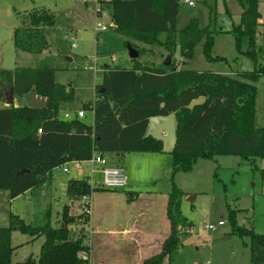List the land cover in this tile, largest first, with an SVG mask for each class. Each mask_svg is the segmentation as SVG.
Returning a JSON list of instances; mask_svg holds the SVG:
<instances>
[{"label": "trees", "instance_id": "obj_1", "mask_svg": "<svg viewBox=\"0 0 264 264\" xmlns=\"http://www.w3.org/2000/svg\"><path fill=\"white\" fill-rule=\"evenodd\" d=\"M237 2L242 9L240 22L227 32L233 35L237 52L249 58L254 67L233 75L140 60L147 49L139 48L137 42L169 52L178 49L187 59L194 57L195 48L203 42L202 52L208 61H226L223 56L213 55L218 30L201 27L196 18L177 29L179 0L101 1L111 6L112 27L132 39L130 45L138 57L132 59L131 67L102 68L94 101L82 107L94 113L92 124L79 117L60 116L61 104L73 101L75 94L73 88L56 81L59 68L49 64L51 57L40 60L35 67L0 69V99L8 101L9 90L14 88L19 96L33 92L49 100L45 109L14 105L0 108V190L8 191L10 199L30 193L37 206L47 197L52 172L68 162H85L107 153L162 151L160 141L146 137L149 121L153 116L174 114L176 143L170 151L171 192L166 210L170 233L162 250L142 262L171 264L180 249V232H188L192 226L181 210L184 192L175 182L176 174L190 172L199 159L219 154L240 155L252 163L253 169H257L255 159H264V126L249 125L258 84L264 77V37L258 41L260 0ZM56 22V15L49 9L28 11L14 31L15 46L32 54L43 52L50 47L45 28ZM201 96L206 101L189 109L188 105ZM261 174L264 181V169ZM89 179L68 180L67 194L80 198L100 189L92 187ZM229 211L232 234L249 239L244 245L251 252L250 264H264V233L240 225L239 210L229 206ZM89 219L82 213L71 214L68 204L63 206L57 226L52 224L50 208L35 213L30 223L11 213L9 225L0 226V264H13L16 247L11 238L15 230L34 238L44 236L38 259L30 256L15 264H90L86 255L90 246L83 232ZM77 221L81 224L79 235L70 228Z\"/></svg>", "mask_w": 264, "mask_h": 264}, {"label": "rangeland", "instance_id": "obj_2", "mask_svg": "<svg viewBox=\"0 0 264 264\" xmlns=\"http://www.w3.org/2000/svg\"><path fill=\"white\" fill-rule=\"evenodd\" d=\"M85 1L0 0V69L35 67L40 60L51 57L49 64L59 68L55 73L56 81L74 89V100L64 104L65 108L72 110V117H75V112L84 111L82 107L85 103L94 101L95 87L101 80V70L104 66L131 67L133 63L131 59L133 49L130 45L132 39L123 36L112 27L111 6L108 3L102 4L101 14H98L101 3L98 4L94 0ZM190 1H193L194 5H189L186 0H179L177 29L184 28L191 19L196 18L201 27L209 26L210 29L218 30L214 34L213 55L223 56L226 61H208L202 52L203 42L195 48L192 59L185 58L178 49L169 52L157 46L137 42L139 48L147 49L140 60L158 65L169 58L170 63L178 68L233 75L240 71L252 70L253 62L237 52L234 37L227 32L233 24L240 22L242 9L237 0ZM39 7L52 11L56 15L57 22L54 26L45 28L50 47L41 53L32 54L15 46L14 31L22 24L28 11ZM260 10L264 16V0H260ZM97 23L106 25L108 29L103 32L98 31ZM73 36L75 40L72 39ZM263 37L264 26L260 28L258 41L261 42ZM5 102L0 99V108ZM253 111L254 117L251 122L249 121V125L252 128L264 126V77L258 84ZM84 112L85 116L81 119L87 124H92L94 113L86 110ZM127 155H133L132 160L125 161L123 157L118 158L114 153H107L106 160L109 164L124 166L130 182L141 181V183L118 190L104 188L93 191L89 196L92 205L90 217L93 221L92 227L93 223L101 226L103 217H105V225H114L118 222L127 224L132 219L134 205L144 212V217L150 212L160 216L163 211L160 201L152 210L151 206L154 202L149 200L148 196H142L135 203L136 198H129L124 190L136 189L146 193V190H150L146 183L148 176V180L158 179L155 190L163 195L169 193L172 170L147 166L145 160L134 157L136 154ZM255 165L257 169H253L252 163L240 155L219 154L211 159H199L190 172L176 174L175 182L184 192L181 210L192 223V230L180 232V250L171 264H207L208 262L250 264L251 252L249 247L244 245V241L249 242V239L232 234L229 206L239 210L237 221L240 225L264 233V181L261 174V170L264 169V159H255ZM65 167L69 168V172L63 171ZM54 176L56 188L54 196L47 195L37 206L33 204L30 193L10 199L8 191L0 190V226L9 225L11 213L30 223L34 220L35 213L48 208L51 209L52 224L57 226L64 205H69L70 213L73 215H78L82 211L80 199L67 194V181L87 176H93L94 182L100 180L98 174L92 173V165L89 162L81 163L79 168L75 163L69 162L55 169ZM221 220L224 221V225L218 226ZM208 224H215L218 227L211 230L207 228ZM80 229V221H77L72 231L79 235ZM87 229L91 230V225H86L83 230L86 235L85 242L90 244L87 239ZM43 241L44 236L34 238L31 234L13 231L11 244L16 247L13 264L24 261L30 256L38 259ZM86 255L91 264H132L129 256L101 250L96 246Z\"/></svg>", "mask_w": 264, "mask_h": 264}, {"label": "crops", "instance_id": "obj_3", "mask_svg": "<svg viewBox=\"0 0 264 264\" xmlns=\"http://www.w3.org/2000/svg\"><path fill=\"white\" fill-rule=\"evenodd\" d=\"M87 3V1H85ZM261 11V10H260ZM262 17L260 19L261 27L264 26L263 13L261 12ZM37 66V65H36ZM72 88V87H71ZM96 94V93H95ZM96 97V95H95ZM69 103V102H66ZM65 103L61 104L60 115H64L67 112H72L70 108H65ZM9 106V102L6 101L3 107ZM64 109V110H63ZM65 111V113H64ZM80 111V110H79ZM64 113V114H63ZM77 112H75V117H77ZM114 153L116 157H123V160L129 161L132 160L133 155H127ZM130 154H136L134 157L136 159L145 160L146 165H151V167H159V169H165L167 171L172 170V158L170 151H160V152H131ZM130 156V157H129ZM106 158V155H104ZM141 163V162H140ZM142 169H145V164ZM169 169V170H168ZM55 171V170H54ZM54 171L50 175V181L47 187V195L50 197L54 196L55 188V176ZM64 171V170H63ZM98 174V173H97ZM99 175V174H98ZM146 183L150 190H146L144 193L143 190H124L129 198H136L135 203L139 201V199L146 195L148 196L154 203L151 206V209H155V205L157 202H161L160 206L163 211L160 213V216L156 213L150 212L148 216L144 217V212L140 211L135 205L133 208V216L132 219L127 222V224H123L122 222H118L114 225H105V217H103V223L101 226L94 225L92 227V220L90 218L89 223L87 225H91V230L87 229V239L89 240L90 249L94 246L100 248L105 251H112L115 253H122L131 258L132 264H142L144 259L151 257L162 250L163 242L168 237L170 233V222L167 217V201L169 197V193L166 192L164 195L160 193L158 190H155V185L158 183L157 178H150L148 180V176L146 177ZM70 180V179H69ZM68 183V181H67ZM141 183V181H131L129 180L128 187H132ZM171 183V181H170ZM171 185V184H170ZM67 187V184H66ZM154 190H153V189ZM104 190V188L97 189ZM192 230V227H190ZM180 250V249H179ZM91 264V262H90Z\"/></svg>", "mask_w": 264, "mask_h": 264}, {"label": "built area", "instance_id": "obj_4", "mask_svg": "<svg viewBox=\"0 0 264 264\" xmlns=\"http://www.w3.org/2000/svg\"><path fill=\"white\" fill-rule=\"evenodd\" d=\"M85 1V0H84ZM91 1V0H88ZM96 2L101 3L103 0H94ZM186 2L189 5H194L193 1L186 0ZM102 4L101 7L98 9V14H101L102 11ZM96 29L100 32L106 31L108 27L104 24L97 23ZM73 40H75V36L72 37ZM76 46V45H75ZM61 117L65 119H72L73 117L71 116L70 112L65 113L64 115H60ZM85 116V112L80 110L77 113V117L82 118ZM41 132V130H39ZM89 162L92 165V173H98L100 180L98 182L93 181V176H89V183L91 184L92 187H100V188H106V189H113V190H118V189H123L128 186L129 184V178L126 172V169L124 166L120 164H109L106 160V158L102 155H95L92 159L85 161ZM69 163V162H68ZM75 163L76 167L79 168L81 163L84 162H79V161H73ZM67 164V163H66ZM64 164V165H66ZM64 172H69V168L65 167ZM90 195H83L81 196L80 202H81V207L82 211L81 213L84 214L85 216L91 217L92 214V205L91 201L89 199ZM90 220V219H89ZM224 225V221L221 220L218 222V226ZM215 224H208L207 228L214 230L218 227ZM71 229L74 228V226L70 227ZM207 264H211L208 262Z\"/></svg>", "mask_w": 264, "mask_h": 264}, {"label": "water", "instance_id": "obj_5", "mask_svg": "<svg viewBox=\"0 0 264 264\" xmlns=\"http://www.w3.org/2000/svg\"><path fill=\"white\" fill-rule=\"evenodd\" d=\"M132 48V47H131ZM131 59L138 57V52L132 48ZM170 64V59H166L165 65ZM206 101L205 96L194 99L189 105V109H194L196 106L203 104ZM9 105L15 107H25L37 109H45L48 107L49 100L46 97L30 92L24 96H19L14 92V88H10L8 95ZM176 119L175 115L168 116H153L150 118L149 126L147 129L146 137L151 136L155 140L162 143L164 151H172L176 143Z\"/></svg>", "mask_w": 264, "mask_h": 264}]
</instances>
